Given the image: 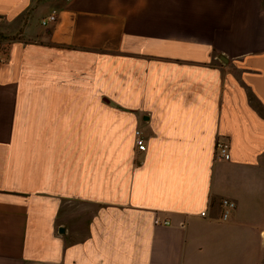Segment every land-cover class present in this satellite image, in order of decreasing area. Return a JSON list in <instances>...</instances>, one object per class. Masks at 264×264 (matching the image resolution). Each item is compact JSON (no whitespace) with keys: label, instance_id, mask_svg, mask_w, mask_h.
<instances>
[{"label":"crops","instance_id":"crops-1","mask_svg":"<svg viewBox=\"0 0 264 264\" xmlns=\"http://www.w3.org/2000/svg\"><path fill=\"white\" fill-rule=\"evenodd\" d=\"M0 52V264H264V0H0Z\"/></svg>","mask_w":264,"mask_h":264},{"label":"built area","instance_id":"built-area-1","mask_svg":"<svg viewBox=\"0 0 264 264\" xmlns=\"http://www.w3.org/2000/svg\"><path fill=\"white\" fill-rule=\"evenodd\" d=\"M56 19H57V12L53 10L41 20V24L44 26L50 25L55 23ZM2 55L3 54L0 52V61L3 60ZM136 134L138 135L139 133L136 132ZM136 144L138 150L143 151L145 149V145L141 138L139 137L137 138ZM215 156L224 161H227L229 159V144L227 141L217 139L215 143ZM220 208H221V219L226 220L229 217L230 213L234 210L235 204L228 199H222L220 201ZM200 216H205V213L201 212ZM164 223L167 224V222Z\"/></svg>","mask_w":264,"mask_h":264}]
</instances>
